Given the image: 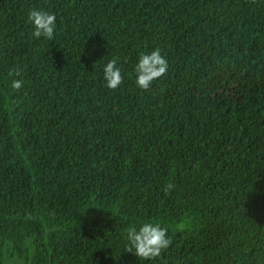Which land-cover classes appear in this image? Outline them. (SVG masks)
I'll list each match as a JSON object with an SVG mask.
<instances>
[{
    "label": "trees",
    "instance_id": "obj_1",
    "mask_svg": "<svg viewBox=\"0 0 264 264\" xmlns=\"http://www.w3.org/2000/svg\"><path fill=\"white\" fill-rule=\"evenodd\" d=\"M145 222L155 261L124 250ZM0 264H264V0H0Z\"/></svg>",
    "mask_w": 264,
    "mask_h": 264
},
{
    "label": "clouds",
    "instance_id": "obj_2",
    "mask_svg": "<svg viewBox=\"0 0 264 264\" xmlns=\"http://www.w3.org/2000/svg\"><path fill=\"white\" fill-rule=\"evenodd\" d=\"M28 22L32 26V37L47 40L54 38L56 30V16L49 12L33 8L28 13ZM168 61L162 56L160 49L153 50L150 54H140L139 61L135 67V83L142 91H149L153 82L167 74ZM106 87L116 90L123 83L121 70L117 67V60L113 58L103 69ZM17 75L20 73L17 72ZM23 81L13 80L12 88L21 89ZM175 188L173 183L164 186V192L170 193ZM126 241L125 251L133 253L142 261H155L167 250L172 239L168 235V229L159 223L145 222L137 228L130 225L125 229Z\"/></svg>",
    "mask_w": 264,
    "mask_h": 264
}]
</instances>
